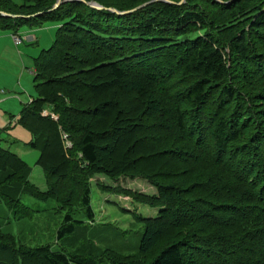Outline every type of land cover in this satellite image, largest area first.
Returning a JSON list of instances; mask_svg holds the SVG:
<instances>
[{"label": "trees", "instance_id": "1", "mask_svg": "<svg viewBox=\"0 0 264 264\" xmlns=\"http://www.w3.org/2000/svg\"><path fill=\"white\" fill-rule=\"evenodd\" d=\"M56 1L0 0V10L21 15L0 14L14 33L61 21L53 45L35 58L36 96L19 118L48 189L0 145V202L32 217L39 209L24 205L23 193L55 199L65 213L57 238L66 241L82 215L95 219L99 174L137 175L158 189L150 200L137 197L161 210L139 217L144 230L131 254L146 259L135 264H264V0H96L103 9L67 1L53 9ZM238 150L256 158L247 156L244 172ZM24 246L0 228V264L107 261L96 249Z\"/></svg>", "mask_w": 264, "mask_h": 264}, {"label": "rangeland", "instance_id": "2", "mask_svg": "<svg viewBox=\"0 0 264 264\" xmlns=\"http://www.w3.org/2000/svg\"><path fill=\"white\" fill-rule=\"evenodd\" d=\"M10 1L19 5L26 3L25 0ZM65 2L67 1L63 3ZM60 25V20H47L40 26L24 24L18 30V34L23 38L20 45L21 56L14 57L7 50L3 48L0 50V55L4 57L0 63V145L16 152L30 164L32 168L30 180L43 191L49 186L47 175L42 166L37 163L39 151L27 145L33 139V135L29 129L19 123V118L23 105L32 101L36 96L35 58L44 49L53 45ZM262 103L258 108L264 109V101ZM157 122L162 123L163 119ZM119 135L122 136L120 130L116 132V137ZM66 143L71 145L70 141ZM240 150H238V157H242V162L238 163V169L244 172V162L247 156L250 157L247 160L250 164L256 158L250 154L251 150L246 152ZM203 162L206 163L205 160ZM189 165L192 167L193 164L189 162L188 167ZM198 169H210V165L207 164L205 167L201 165ZM94 180L98 181L92 182V205L96 213L95 219L89 220L88 217L82 215L84 222L79 224L76 232L69 238L70 240L59 241L57 238L58 228L65 215L64 211L59 209L58 202L53 198L41 200L29 193L21 195L22 203L39 210L32 217H19V214L15 215L11 206L1 201L0 228L3 232L13 234L18 245H25L22 247L24 249L28 246L36 247L47 244L55 250L75 251L79 254H86L88 250L85 251V248L96 249L98 254H102L104 260L107 259L103 264H120L116 258L124 260L121 264H130L129 260L132 264H135V260H145L146 258H140L131 253L137 252L144 230V224L139 217H155L160 213L161 207L154 201H149L151 196L158 193L156 185L137 175H123L114 179L99 174ZM190 180L192 183L193 179L190 178ZM98 183L119 187L120 190L104 188ZM139 194H143L149 200L137 197ZM80 215L77 213L78 218ZM79 247L82 249L78 251ZM115 251L131 255L119 256L115 254ZM195 253L192 256L198 263H201L202 256L199 255V251ZM89 255L94 256V254ZM89 255L85 258L89 259ZM212 255L209 254V256Z\"/></svg>", "mask_w": 264, "mask_h": 264}, {"label": "crops", "instance_id": "3", "mask_svg": "<svg viewBox=\"0 0 264 264\" xmlns=\"http://www.w3.org/2000/svg\"><path fill=\"white\" fill-rule=\"evenodd\" d=\"M21 44H16L14 40V32L6 27L0 25V50H7L12 55L21 56ZM4 57L0 55V63L3 61Z\"/></svg>", "mask_w": 264, "mask_h": 264}, {"label": "water", "instance_id": "4", "mask_svg": "<svg viewBox=\"0 0 264 264\" xmlns=\"http://www.w3.org/2000/svg\"><path fill=\"white\" fill-rule=\"evenodd\" d=\"M64 1H81V2L87 3L90 6L99 8V9L105 8L103 5H100L96 0H92V1H87V0H58L57 3L54 5L53 9L58 8ZM155 1H158V0L149 1L147 3H144L142 6L151 4V3L155 2ZM163 1H167V0H163ZM182 2H180V3H182ZM136 9H133V10H130V11H134ZM109 10H112V11L117 12L119 14H124V13L130 12V11H119L118 9H115V8H109ZM0 14H2L4 16H7V17H20L21 16V15H18V14H12V13H8V12H5V11H0Z\"/></svg>", "mask_w": 264, "mask_h": 264}, {"label": "built area", "instance_id": "5", "mask_svg": "<svg viewBox=\"0 0 264 264\" xmlns=\"http://www.w3.org/2000/svg\"><path fill=\"white\" fill-rule=\"evenodd\" d=\"M14 39H15V42L17 44H21L23 42V38H21V36L18 34L14 35ZM2 92H3V90H2Z\"/></svg>", "mask_w": 264, "mask_h": 264}]
</instances>
